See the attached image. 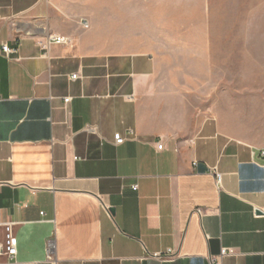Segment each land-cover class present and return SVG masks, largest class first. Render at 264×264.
<instances>
[{"label": "crops", "instance_id": "crops-1", "mask_svg": "<svg viewBox=\"0 0 264 264\" xmlns=\"http://www.w3.org/2000/svg\"><path fill=\"white\" fill-rule=\"evenodd\" d=\"M245 2L204 0L205 36L245 37ZM111 14L97 0H0V220L18 239L0 264H213L223 248L221 264H264V103L199 112L172 63L119 41L130 20ZM52 35L72 42L44 50Z\"/></svg>", "mask_w": 264, "mask_h": 264}, {"label": "rangeland", "instance_id": "rangeland-1", "mask_svg": "<svg viewBox=\"0 0 264 264\" xmlns=\"http://www.w3.org/2000/svg\"><path fill=\"white\" fill-rule=\"evenodd\" d=\"M115 1L97 0L103 9L104 6L109 8L111 15L125 16L130 20L116 22L119 41H131L135 49L153 51L160 60L172 63L170 66L174 68H167V75L186 83L183 87L191 89L190 94L195 98L194 104L199 112L203 109L209 112L223 109L233 113L238 112L239 106L240 112H255L254 105L264 103V0H246V11L240 17L244 20L239 26L245 27L246 35L230 38L205 36L204 0H198L203 5H192L191 0H122L126 5L119 9ZM127 4L133 9L129 7L126 10ZM190 11L199 18L193 24L194 29L198 25L195 31L198 36L192 38L189 37L192 28ZM134 12L164 15L165 20L141 21V24L149 25L145 28L128 16ZM173 12L178 20H174ZM168 15L170 18L166 19ZM220 16L218 14V18ZM113 22L108 14H101L95 20L96 29L107 35ZM218 22L221 23L220 20L215 23ZM199 24L202 25V34ZM157 29L164 30V35L158 34ZM175 30L179 32L175 33ZM216 40L217 44L213 47L212 42ZM222 61L226 66L224 68H221Z\"/></svg>", "mask_w": 264, "mask_h": 264}, {"label": "built area", "instance_id": "built-area-1", "mask_svg": "<svg viewBox=\"0 0 264 264\" xmlns=\"http://www.w3.org/2000/svg\"><path fill=\"white\" fill-rule=\"evenodd\" d=\"M83 27L88 28L89 24L85 20L82 22ZM72 42V38L69 36H64V35H52L49 36L45 41H41L39 45L42 46L44 50H48L51 43H56V44H70ZM16 49H13L6 44L2 45V52L5 55V57H10L12 53H14ZM77 74L73 75V78H76ZM65 101H69V98H66ZM114 141L116 144H122L125 141V138L119 134L116 133L114 135ZM159 149L163 148V145H158ZM264 151L262 152V154ZM212 172L215 176L216 180V185L218 188H221L222 185V174L216 170V168L212 169ZM134 189H137V186H134ZM198 213L201 214V211L199 210ZM16 226V223L14 222H6L0 220V257L5 258L6 260H12L15 258V255H17L18 252V239L16 235V231H14ZM53 242L52 240L49 241V251L53 249ZM231 250L224 249L221 252V255L218 258L213 259V264H221V259L223 256L231 253ZM175 256V254L171 251L167 252V254L161 255V254H155L154 257L160 258V259H172Z\"/></svg>", "mask_w": 264, "mask_h": 264}, {"label": "water", "instance_id": "water-1", "mask_svg": "<svg viewBox=\"0 0 264 264\" xmlns=\"http://www.w3.org/2000/svg\"><path fill=\"white\" fill-rule=\"evenodd\" d=\"M113 211V210H112Z\"/></svg>", "mask_w": 264, "mask_h": 264}]
</instances>
